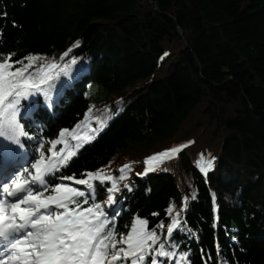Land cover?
Returning <instances> with one entry per match:
<instances>
[{
    "label": "trees",
    "instance_id": "1",
    "mask_svg": "<svg viewBox=\"0 0 264 264\" xmlns=\"http://www.w3.org/2000/svg\"><path fill=\"white\" fill-rule=\"evenodd\" d=\"M8 53L21 61L12 70L31 57L25 75L46 77L21 99L29 136L14 176L34 175L37 149L57 159L104 128L47 181L75 188L61 177H113L111 230L119 240L146 220L160 238L153 248L172 254L158 264L183 251L181 264H264V0H0V59ZM77 64L85 68L72 72ZM181 144L134 177L144 157ZM33 187L51 194L47 182ZM110 187L94 182L76 199L102 206Z\"/></svg>",
    "mask_w": 264,
    "mask_h": 264
},
{
    "label": "snow or ice",
    "instance_id": "2",
    "mask_svg": "<svg viewBox=\"0 0 264 264\" xmlns=\"http://www.w3.org/2000/svg\"><path fill=\"white\" fill-rule=\"evenodd\" d=\"M12 56L13 53H8L4 59H0V138H2L0 147L5 154L15 151L13 145L24 147L20 138L28 137L29 133L24 130L18 118L21 99H27L31 92L42 91L40 85L45 83L46 79L44 76L34 79L25 75L32 63L31 57H27L29 64L12 70L14 64L21 63L20 60L13 61ZM50 67L54 68L55 65ZM45 97L48 98L47 93ZM52 103L54 104L55 101ZM65 133H74V129L60 130L61 136ZM73 138L79 139L76 136ZM56 143L62 142L53 141V144ZM184 146L181 144L165 152L155 153L147 157L144 163L147 165L149 162H156L158 158L177 154ZM37 151L41 154L32 164L35 175L28 172L29 179L16 174L11 180V185L8 183L3 185V191L11 199H0V240L3 241L0 244V249H3L0 255L4 257L0 259V264H121L128 259L131 264H145L146 257H150V264H158L159 257L166 259L171 257L172 254L166 250L163 243L153 248L160 238L155 231L144 230L146 220L138 221L139 228L134 222L127 236L121 234L117 240L100 203L93 201L82 208L76 197H83V192L68 184L47 181L46 174L58 170V166L66 165L76 153L69 151L67 155L53 159L57 156L53 152L46 159L40 149ZM63 151L62 148L60 152ZM216 159L214 156L208 159L207 168L201 167V171L212 169ZM128 168L129 165H123L120 169L121 173ZM148 170L145 168V172L138 175L146 174ZM86 177V179H75L74 176H64L61 179L74 180L77 185H87L90 189L93 188L92 180L101 182L111 180L112 187L107 190V203L114 202L113 193L119 191V188L113 177L99 170L87 172ZM120 179L123 180L124 176L121 175ZM46 182L51 186V194L45 195L44 192L33 187L37 183L45 187ZM124 187L131 191L127 184ZM45 191H47L46 187ZM171 209L170 205L169 211ZM180 223L179 219H174L168 225V233H173L174 227ZM180 257L181 260L176 261V264L190 260L187 251L181 252Z\"/></svg>",
    "mask_w": 264,
    "mask_h": 264
},
{
    "label": "rangeland",
    "instance_id": "3",
    "mask_svg": "<svg viewBox=\"0 0 264 264\" xmlns=\"http://www.w3.org/2000/svg\"><path fill=\"white\" fill-rule=\"evenodd\" d=\"M85 68V65H73V67H72V72H75V71H78L79 69H84ZM133 98L131 97V98H129V100H127L126 102H129V101H131ZM110 118H112V116L110 115L109 116ZM104 128H102V129H94L93 131H92V133L90 134V135H87L86 137H84L78 144H76V145H73L70 149H69V151H71V152H74V153H76V150L78 149V145H79V147L80 146H83V145H85V144H87V143H91V141L93 140V137H96L102 130H103ZM0 139H2V138H0ZM5 143H11L10 141H5ZM53 146V145H52ZM51 146V147H52ZM13 148L15 149V151H13V152H10V153H8V157H12V156H16V160H15V162L16 163H21L20 165H22L23 164V161L25 160V155H24V152L22 151V149L21 148H19V146H17V145H13ZM3 151V149H2V147H0V152H2ZM75 156V155H74ZM73 157V156H72ZM147 158V156L146 157H144L141 161H139L138 163H136V164H140V166L136 169V172L134 173V177L135 178H138V177H141V175H138V173H143V171H144V167H146V165H145V163H144V161H145V159ZM159 159V158H158ZM122 162L120 163V166L118 167V168H116L115 169V171H117V170H120L121 168H122ZM17 165V164H16ZM2 167V166H1ZM0 167V168H1ZM1 169H3V168H1ZM11 170L12 169H10L8 172H7V176H6V178H5V182L4 183H8L9 185H11V180L15 177V176H13V173H11ZM33 171H34V169H33ZM34 175H35V171H34ZM98 180H94L93 182H92V184L94 183V182H97ZM33 186H39V183H37V184H35V185H33ZM81 187L82 186H79V187H75V188H77L79 191H82L81 190ZM85 187H87L88 188V186L87 185H85ZM114 195V202L113 203H111V204H109V203H107V200H106V202L101 206L102 207V210L103 211H105L106 212V214H107V216L115 209V206H116V204H117V201H118V196H119V194H113ZM11 199V198H8L7 197V194L3 191V186H2V183L0 184V199ZM4 258V257H3Z\"/></svg>",
    "mask_w": 264,
    "mask_h": 264
},
{
    "label": "bare ground",
    "instance_id": "4",
    "mask_svg": "<svg viewBox=\"0 0 264 264\" xmlns=\"http://www.w3.org/2000/svg\"><path fill=\"white\" fill-rule=\"evenodd\" d=\"M153 163H155V162H149V164H147L146 167L152 165Z\"/></svg>",
    "mask_w": 264,
    "mask_h": 264
}]
</instances>
